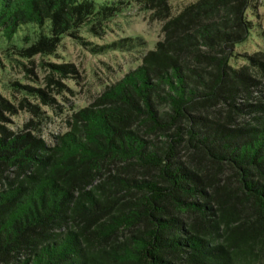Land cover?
<instances>
[{"label":"trees","instance_id":"16d2710c","mask_svg":"<svg viewBox=\"0 0 264 264\" xmlns=\"http://www.w3.org/2000/svg\"><path fill=\"white\" fill-rule=\"evenodd\" d=\"M130 1L169 13L167 0H0V42L48 53ZM250 2L170 17L142 64L51 142L0 127V264L264 260V51L232 63Z\"/></svg>","mask_w":264,"mask_h":264},{"label":"rangeland","instance_id":"374dc122","mask_svg":"<svg viewBox=\"0 0 264 264\" xmlns=\"http://www.w3.org/2000/svg\"><path fill=\"white\" fill-rule=\"evenodd\" d=\"M196 1L167 0L169 13L160 16L157 8L130 1L99 29L83 28L76 35H64L48 53L25 56L21 49L0 42V127L12 133L30 132L51 142L68 130L74 111L89 106L107 85L141 65L143 57L164 39L165 21ZM250 4L247 19L254 28L235 47L238 55L232 63L237 67L248 64L245 54L264 51V0H251ZM115 42L124 46L94 50ZM53 64H69L70 68L61 72ZM14 83L43 93L30 94ZM256 264H264V260Z\"/></svg>","mask_w":264,"mask_h":264}]
</instances>
